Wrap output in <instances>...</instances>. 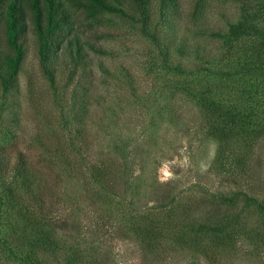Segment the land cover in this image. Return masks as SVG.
Instances as JSON below:
<instances>
[{"label": "rangeland", "instance_id": "obj_1", "mask_svg": "<svg viewBox=\"0 0 264 264\" xmlns=\"http://www.w3.org/2000/svg\"><path fill=\"white\" fill-rule=\"evenodd\" d=\"M62 1L72 18V33L75 37L78 35L86 56L83 61L86 66L79 68L65 90L71 93L79 80V89L89 87L86 99L90 101V110L83 116L89 122L83 136L92 142L94 149L89 147L85 151L82 148L85 139L80 138L78 141L82 143L71 155L67 154L74 161L72 166L67 167L61 157L54 164H46L57 148L62 149L60 144L63 148L67 146L78 126L69 111L74 106L71 95L66 99L68 105L57 102L51 84L43 75L36 36L30 30L14 86L6 91L0 79V162L4 164L7 159L11 165L18 152L24 154L36 181L42 183L35 186L36 192L28 195L27 200H32L44 186L50 187L47 188L50 193L54 191L48 201L58 215L57 225H66L68 233L63 235L71 233L84 243L81 252L72 247L68 254L71 251L82 254L86 264L108 261V264H264V211L257 209V213L248 214L256 210V205L245 206L243 194L231 208L222 199L224 195L242 191L264 200V138L256 141L252 149L243 148L242 142L237 141L234 145L238 147H229V156L221 157L220 141L207 131L211 126L207 113L194 97L195 83L202 88L194 70L208 64H196L192 49L188 55L179 50L182 35H186L182 43L193 47L196 42L194 5L198 0H172L171 11L170 8L162 10V0H150L148 7L153 24L148 31L157 36V42L143 32L139 11L132 0H110L124 14L89 13L69 0ZM202 1L211 19L208 25L224 28L228 20L237 19L243 2L254 0ZM92 42L95 50L89 49ZM206 42L202 38L203 45ZM2 48L5 51V42ZM58 68V81L62 85L65 76L62 61ZM60 104L64 106L68 123H64ZM239 157L244 164H239ZM94 164H101L108 178L115 176L116 182L110 190L106 183L91 180ZM11 177L0 165V196ZM130 187L129 195H125ZM18 188L23 190L22 185ZM166 189L182 197V206L190 205L196 222L204 221L202 216L208 206L202 205L212 202L219 207L214 213L220 214L209 222L222 219L233 208H236L234 211L243 209L247 220L244 217L241 221L246 229L259 225V231L251 236L239 235L235 250L219 255L214 263L204 254H192L188 248L176 258L165 257V261L156 262L138 245L136 233L129 231L131 222L124 219V214L128 207L148 208L154 203L152 193ZM228 206L230 210L225 212ZM6 215V208L0 204V237L5 236L2 228H5ZM65 229L60 230L66 232ZM93 234H98L97 242L103 248L101 262L96 257L99 254L87 248L91 246L88 237ZM16 246L13 241V248L18 251L15 255L19 256L22 247ZM0 264L21 263L15 256L8 258L0 243ZM46 264L71 263L63 253Z\"/></svg>", "mask_w": 264, "mask_h": 264}, {"label": "trees", "instance_id": "obj_2", "mask_svg": "<svg viewBox=\"0 0 264 264\" xmlns=\"http://www.w3.org/2000/svg\"><path fill=\"white\" fill-rule=\"evenodd\" d=\"M69 1L89 13L124 14L122 9L114 6L110 0ZM132 1L139 11L143 32L151 35L157 42V36L148 31L153 24L148 7L150 0ZM171 1L162 0V10L167 11ZM210 20L203 1L198 0L194 5L193 33L196 42L193 47L188 46L182 43L186 37L182 35L179 50L181 54L188 55L192 49L196 64L197 62L208 64V67L200 69V66L198 70H194L195 76H198L197 82L202 84V88H198L195 83L197 90L194 91V97L200 108L207 113V119L211 124L207 131L220 141L219 155L222 157L227 155L229 147H238L234 145L237 141L242 142L243 148L252 149L256 141L264 138V0L243 2L237 19L228 20L224 28L211 27L208 25ZM73 27L70 12L64 7L62 0H0V79L3 88L7 91L14 86L23 63L26 35L32 30L36 36L40 69L51 84L57 102L63 101L68 105L66 99L69 94L71 95L74 106L73 110L69 108V111L77 121L78 127L70 141H67V146L63 148L60 144L62 149L57 148L46 161V164L48 162L54 164L55 159L61 157L67 167L74 163L69 159V155L82 143L78 141L80 138L85 139L82 146L85 147L86 150L83 148L85 151L89 147L94 149L91 147L92 142L83 136L89 122V118L83 120V116L90 110V101L86 99L89 87L86 85L79 89L77 86L79 80L71 93L65 90L70 87L79 68L86 66V61L83 63L86 59L83 52L85 49L79 44L78 35L76 34V37L73 35ZM204 37L208 44L203 45ZM4 42L5 51L2 48ZM89 49L95 50L93 42L89 43ZM60 61L65 72L62 85L61 81H58ZM234 83L236 87L232 85ZM63 86L64 90L60 91ZM58 94H61L59 99ZM60 109L64 123L66 121L68 123L64 106L61 105ZM82 110L87 112L84 113ZM241 152L244 154L243 150ZM24 157L22 152H18L14 164L8 165L7 159L3 161L4 164L0 162L2 168H6L12 176L10 184L2 188L0 196V204L7 212L5 228H2L5 236L1 234L3 237H0L6 256L8 258L15 256L21 264H46L65 253L71 264L78 262L86 264L85 256L76 254V251L81 252L80 247L84 245L82 238L72 236L71 233L69 236L63 235L68 233L66 225L64 227L57 225L58 215L52 208L53 204L48 201L54 191L50 193L48 190L50 187L44 186L37 190L32 200H27L28 195L36 192L35 186L39 187L42 183L36 181L34 171L29 169L27 159ZM237 161L239 164L245 163L241 157ZM92 168L91 180L94 179L93 181L99 184L106 183L110 190L113 182H116L115 176L108 178L109 175L103 171L101 164H94ZM19 185H22L23 190L18 188ZM127 191L125 195H129L131 187ZM175 192L167 189L156 190L152 193L155 199L151 206L144 209L128 207L127 213L125 211L124 214V219L131 222L128 230L135 231L138 245L156 262L165 261V257L176 258L188 248L192 254H204L206 258L212 260L211 263H214L218 261L219 255L235 250L239 235L251 236V233L259 231V225L246 229V224L241 221L244 217L247 220L243 209L234 211L236 208H233V211L226 213L222 219L217 218L216 222H209L212 217H218L220 214L214 213L219 207H215L212 202L202 205L208 206L202 216L204 221L196 222L190 205L182 206V197ZM242 194L246 201L245 206L256 205V210L253 209L248 214L257 213V209L264 211V200L255 199L242 191L224 195L222 199L228 202L231 208L237 205ZM229 206L225 212L230 210ZM70 227L73 230L72 225ZM60 229L67 231L63 232ZM98 232L101 233L100 230ZM69 237L72 239L69 240ZM89 238L91 246L86 247L93 253H98L96 257L99 258L98 262H101L100 258L103 255L100 253L102 254L103 248H100L97 242L98 234H93ZM13 241L17 243L16 247L18 245L22 247L19 256L15 255L18 251L13 248ZM72 247L76 248V251L68 254V249ZM108 263L109 261L99 264Z\"/></svg>", "mask_w": 264, "mask_h": 264}]
</instances>
